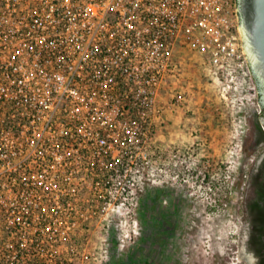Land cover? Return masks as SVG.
Here are the masks:
<instances>
[{"label": "built area", "instance_id": "2783aa9c", "mask_svg": "<svg viewBox=\"0 0 264 264\" xmlns=\"http://www.w3.org/2000/svg\"><path fill=\"white\" fill-rule=\"evenodd\" d=\"M189 63L255 89L237 0H0V264L134 193Z\"/></svg>", "mask_w": 264, "mask_h": 264}, {"label": "rangeland", "instance_id": "374dc122", "mask_svg": "<svg viewBox=\"0 0 264 264\" xmlns=\"http://www.w3.org/2000/svg\"><path fill=\"white\" fill-rule=\"evenodd\" d=\"M179 85L180 94L162 97L170 106L151 129V162H139L134 193L119 205L97 208V217L96 207H89V217L72 225L71 237L57 241V253H40L43 264L58 256L62 264H111V255L124 259L133 252L137 264H254L245 246L243 203L264 152V146L250 148L247 135L259 115L258 88L223 92L219 81L191 63ZM153 193L156 202L144 217V201ZM155 206L173 214V231L155 237L159 246L166 236L168 253L156 249L151 237L142 241L153 231L148 222Z\"/></svg>", "mask_w": 264, "mask_h": 264}, {"label": "flooded vegetation", "instance_id": "af4514ba", "mask_svg": "<svg viewBox=\"0 0 264 264\" xmlns=\"http://www.w3.org/2000/svg\"><path fill=\"white\" fill-rule=\"evenodd\" d=\"M247 135L252 138L250 148L264 146V104L260 103L259 115L248 126ZM243 210L247 221L246 249L254 257V264H264V152L246 185Z\"/></svg>", "mask_w": 264, "mask_h": 264}, {"label": "water", "instance_id": "95a60500", "mask_svg": "<svg viewBox=\"0 0 264 264\" xmlns=\"http://www.w3.org/2000/svg\"><path fill=\"white\" fill-rule=\"evenodd\" d=\"M237 10L242 46L264 104V0H237Z\"/></svg>", "mask_w": 264, "mask_h": 264}, {"label": "trees", "instance_id": "16d2710c", "mask_svg": "<svg viewBox=\"0 0 264 264\" xmlns=\"http://www.w3.org/2000/svg\"><path fill=\"white\" fill-rule=\"evenodd\" d=\"M155 202H156V196L154 195V193L151 194L148 198H146V200L144 201V209H143V216L144 217H147V211H148L149 207L151 206L153 208V205H151V204L155 203ZM155 210H157L156 206H155ZM153 219L156 222H153L154 220L149 221L150 223L148 222V225L153 228V231H151V232L149 231L150 233L146 232L144 237L142 238V241L144 243H147L148 238L151 237V239L153 238L152 243H153V245H155L156 243H158L157 241H155V237H159L160 235L164 236V234L166 236H168V233L173 231V229L175 228V224H174L173 214L170 211L162 212V211L157 210ZM165 237L163 238L162 242H159L160 245L159 246L155 245V247H156V249H159V247H160V250L162 249L165 251V253H168L165 250V246H166L165 245ZM140 247H143V245H141ZM42 258L43 257L41 255H40V257L38 255L37 257H35V260H31V258L29 259V257L27 255H25V260H26V262H28V264H43ZM55 259H54V261H55L54 264H62L63 260H61L60 256H58V258H55ZM111 259H112L111 264H137L138 255H136L135 252H133V253L127 254L124 259L123 258L118 259V258H116V256L111 255ZM141 260L144 263L147 262L146 256H144Z\"/></svg>", "mask_w": 264, "mask_h": 264}, {"label": "crops", "instance_id": "0c3cea01", "mask_svg": "<svg viewBox=\"0 0 264 264\" xmlns=\"http://www.w3.org/2000/svg\"><path fill=\"white\" fill-rule=\"evenodd\" d=\"M169 94H171L170 90L166 89L165 91H163V95L161 97L168 96Z\"/></svg>", "mask_w": 264, "mask_h": 264}]
</instances>
